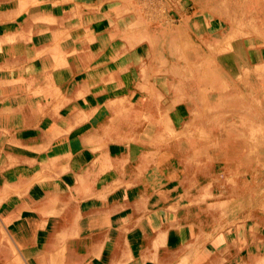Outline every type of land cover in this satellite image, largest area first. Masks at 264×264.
I'll use <instances>...</instances> for the list:
<instances>
[{
    "label": "rangeland",
    "instance_id": "obj_1",
    "mask_svg": "<svg viewBox=\"0 0 264 264\" xmlns=\"http://www.w3.org/2000/svg\"><path fill=\"white\" fill-rule=\"evenodd\" d=\"M58 185L76 207L124 192L122 264H264V0H0V226L21 264H44L42 232L70 240L27 201Z\"/></svg>",
    "mask_w": 264,
    "mask_h": 264
},
{
    "label": "crops",
    "instance_id": "obj_2",
    "mask_svg": "<svg viewBox=\"0 0 264 264\" xmlns=\"http://www.w3.org/2000/svg\"><path fill=\"white\" fill-rule=\"evenodd\" d=\"M31 194L40 195L37 200L33 199L32 195L27 199L28 202L34 205L36 212L43 217L54 216L50 232L58 237L65 235V233L70 235L68 244L61 245L59 240L42 232L35 244L43 250L37 257L38 263L66 264L65 256L68 250V262L70 264H81L82 261L90 258L89 264H100L99 261H94L93 257L100 254L102 256L104 249H106L104 264H122L125 261L129 245L127 242L129 236L126 234L130 226L114 216L115 211L124 206V192L111 194L110 197L100 195L92 202L79 207L74 206L67 189L65 190V187L60 185L44 190L37 189L31 191ZM117 197L123 200L116 204L117 206H112L111 201ZM87 210L90 216L85 223L81 222L78 225L76 222L72 223L76 215L82 217ZM45 224L46 222H42L40 226L44 227ZM32 227L34 228V225L26 221V224L22 222L15 225L14 228L17 241L22 245L25 244L24 247L27 250H31L30 247L34 246L26 247L33 239L34 231ZM83 231H94L93 234L95 235L83 238L80 235ZM131 233L138 234L137 238L140 237V232L137 229H133ZM13 253L14 249L3 235L0 226V264H21L19 259L13 256ZM8 259L10 260L4 263Z\"/></svg>",
    "mask_w": 264,
    "mask_h": 264
}]
</instances>
